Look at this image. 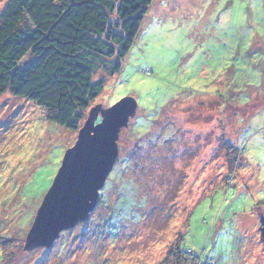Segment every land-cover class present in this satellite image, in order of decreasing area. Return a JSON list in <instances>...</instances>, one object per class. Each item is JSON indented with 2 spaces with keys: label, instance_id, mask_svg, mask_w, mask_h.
Here are the masks:
<instances>
[{
  "label": "rangeland",
  "instance_id": "1",
  "mask_svg": "<svg viewBox=\"0 0 264 264\" xmlns=\"http://www.w3.org/2000/svg\"><path fill=\"white\" fill-rule=\"evenodd\" d=\"M6 2L0 0V15ZM143 19L119 73L105 74L97 64L104 91L77 131L48 122L10 89L0 97V206L19 203L21 229L14 221L9 234L19 233L23 245L8 264H160L181 237L202 264H264V61L257 69L246 53L264 46V0H153ZM110 20L117 23L114 15ZM125 97L138 101L137 113L119 133L118 160L99 192L94 222L62 231L52 247L25 249L93 108ZM229 160L237 162L234 170ZM125 168L146 185L139 193L143 217L128 218L116 236L112 224L100 241L99 214L115 203L116 174Z\"/></svg>",
  "mask_w": 264,
  "mask_h": 264
},
{
  "label": "trees",
  "instance_id": "2",
  "mask_svg": "<svg viewBox=\"0 0 264 264\" xmlns=\"http://www.w3.org/2000/svg\"><path fill=\"white\" fill-rule=\"evenodd\" d=\"M152 2L8 0L0 15V97L10 89L14 96L36 104L48 122L77 131L84 112L104 91L105 76L96 73L97 64L101 63L105 74L120 72ZM110 15L116 17L115 25ZM116 28H120L121 32L116 33ZM237 28L239 37L240 23ZM237 41L235 37L231 45L237 48ZM246 53L256 62L257 69L263 64L264 46L247 47ZM101 118L100 115L97 122ZM221 140L227 145L232 143ZM237 166V162L233 163L230 169L234 170ZM116 177L121 179V185L112 192L118 193L116 201L99 214L98 222L102 230L99 235H103L100 241H105L108 227L112 224L116 225L112 228L116 236L121 230L120 225L125 224L128 218L138 223L143 217L141 209L145 200L139 193L146 185L141 174L125 168ZM112 183L118 184L115 179ZM15 202L10 208L0 206L4 208L0 210V264H8L13 257V249L23 246L18 240L19 233L14 236L9 234V229L14 228V221H18L15 229H21L20 212L16 209L19 203ZM92 215L78 224L79 229L94 222L91 221ZM8 219H11L9 223ZM26 220L28 224V218ZM87 232L82 233L86 238L91 235L89 230ZM183 241L184 237L179 238L160 264H202V259L194 256L195 248H184ZM195 247L198 250L201 248ZM210 261L208 264H211Z\"/></svg>",
  "mask_w": 264,
  "mask_h": 264
},
{
  "label": "water",
  "instance_id": "3",
  "mask_svg": "<svg viewBox=\"0 0 264 264\" xmlns=\"http://www.w3.org/2000/svg\"><path fill=\"white\" fill-rule=\"evenodd\" d=\"M137 107L135 98L125 97L109 108H103L101 104L93 108L79 131L77 143L66 151L62 167L45 194L27 234L25 249L52 247L62 231L88 219L118 160L119 133L129 126ZM99 114L102 118L97 122ZM260 222L264 241L263 213Z\"/></svg>",
  "mask_w": 264,
  "mask_h": 264
},
{
  "label": "clouds",
  "instance_id": "4",
  "mask_svg": "<svg viewBox=\"0 0 264 264\" xmlns=\"http://www.w3.org/2000/svg\"><path fill=\"white\" fill-rule=\"evenodd\" d=\"M210 262H211V264H215L216 263L214 259H212Z\"/></svg>",
  "mask_w": 264,
  "mask_h": 264
},
{
  "label": "bare ground",
  "instance_id": "5",
  "mask_svg": "<svg viewBox=\"0 0 264 264\" xmlns=\"http://www.w3.org/2000/svg\"><path fill=\"white\" fill-rule=\"evenodd\" d=\"M262 224V223H261ZM260 233H261V230H260ZM261 240H262V233H261ZM262 243L264 244V241H262Z\"/></svg>",
  "mask_w": 264,
  "mask_h": 264
}]
</instances>
